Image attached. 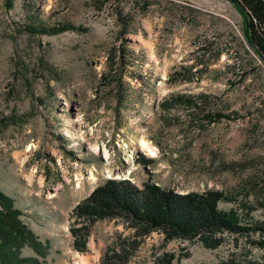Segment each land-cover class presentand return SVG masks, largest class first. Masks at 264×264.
Listing matches in <instances>:
<instances>
[{
	"label": "rangeland",
	"instance_id": "rangeland-1",
	"mask_svg": "<svg viewBox=\"0 0 264 264\" xmlns=\"http://www.w3.org/2000/svg\"><path fill=\"white\" fill-rule=\"evenodd\" d=\"M174 93L204 95L225 116L198 128L186 107L163 111ZM108 179L221 190L233 197L221 209L264 223V58L232 0H0V191L43 246L20 256L104 264L122 249V218L75 213ZM225 235L208 248L155 231L123 264L165 252L174 264H264L260 232Z\"/></svg>",
	"mask_w": 264,
	"mask_h": 264
},
{
	"label": "trees",
	"instance_id": "trees-1",
	"mask_svg": "<svg viewBox=\"0 0 264 264\" xmlns=\"http://www.w3.org/2000/svg\"><path fill=\"white\" fill-rule=\"evenodd\" d=\"M245 18L246 35L251 45L264 58V0H232ZM73 28L71 25L48 29L41 27L40 33L58 34ZM35 30V29H34ZM191 72V68H187ZM194 73L189 75L192 78ZM186 107L192 122L198 128L219 121L225 114L207 103L204 95L170 94L161 102L163 111ZM152 162V159L147 161ZM233 197L224 191L210 189L205 192H178L147 182L141 189L128 179H108L97 186L89 197L76 207L78 217L91 223L107 218H122L132 233L126 237L122 249H110L104 264H123L139 246L141 240L155 231H161L168 243L175 239L199 240L208 248L219 247L227 234L245 235L260 232L264 236V223H243L233 209L220 208L222 201ZM22 211L15 207L14 199L0 191V260L2 264H36L20 256L22 247L42 246L36 234L20 218ZM86 228V227H85ZM82 228H72L76 236V248L83 250L86 243L79 233ZM264 246V239L251 241ZM132 251V252H131ZM179 257L165 252L158 257L157 264H174ZM217 264H232L220 262Z\"/></svg>",
	"mask_w": 264,
	"mask_h": 264
},
{
	"label": "bare ground",
	"instance_id": "bare-ground-1",
	"mask_svg": "<svg viewBox=\"0 0 264 264\" xmlns=\"http://www.w3.org/2000/svg\"><path fill=\"white\" fill-rule=\"evenodd\" d=\"M143 146V145H142ZM147 146V145H146ZM145 147V146H144Z\"/></svg>",
	"mask_w": 264,
	"mask_h": 264
}]
</instances>
